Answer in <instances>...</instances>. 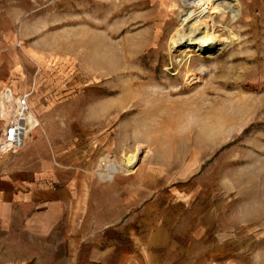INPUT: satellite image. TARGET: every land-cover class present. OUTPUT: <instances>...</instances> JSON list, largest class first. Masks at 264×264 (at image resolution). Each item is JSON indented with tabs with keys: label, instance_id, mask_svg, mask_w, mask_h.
<instances>
[{
	"label": "rangeland",
	"instance_id": "rangeland-1",
	"mask_svg": "<svg viewBox=\"0 0 264 264\" xmlns=\"http://www.w3.org/2000/svg\"><path fill=\"white\" fill-rule=\"evenodd\" d=\"M179 1L0 0V81L40 122L0 156L35 187L9 264H264V0L206 53L170 50Z\"/></svg>",
	"mask_w": 264,
	"mask_h": 264
},
{
	"label": "bare ground",
	"instance_id": "bare-ground-1",
	"mask_svg": "<svg viewBox=\"0 0 264 264\" xmlns=\"http://www.w3.org/2000/svg\"><path fill=\"white\" fill-rule=\"evenodd\" d=\"M180 8V17L170 37V50L174 53L189 51L206 53L221 45L234 43L239 39L230 24L239 21L244 14L241 0H180L174 7ZM178 11V10H177ZM220 17L221 20H218ZM227 31V35H223ZM6 96V112L0 116V156L8 152L10 144L5 138L11 124L20 123L18 144L23 147L29 139L31 129L40 124L28 102L27 112L19 107V97L13 90L0 81ZM28 94H26L27 96ZM132 154H123L120 159L105 153L102 160L104 169L96 171L101 180L114 179L117 175L131 174L136 170L137 162L149 153L147 145L139 143Z\"/></svg>",
	"mask_w": 264,
	"mask_h": 264
},
{
	"label": "crops",
	"instance_id": "crops-1",
	"mask_svg": "<svg viewBox=\"0 0 264 264\" xmlns=\"http://www.w3.org/2000/svg\"><path fill=\"white\" fill-rule=\"evenodd\" d=\"M32 180L27 173L7 171L0 165V264H9L8 233L16 232L25 222L21 211L24 200L30 202L31 189L35 190L31 187ZM17 219H20L18 224Z\"/></svg>",
	"mask_w": 264,
	"mask_h": 264
},
{
	"label": "built area",
	"instance_id": "built-area-1",
	"mask_svg": "<svg viewBox=\"0 0 264 264\" xmlns=\"http://www.w3.org/2000/svg\"><path fill=\"white\" fill-rule=\"evenodd\" d=\"M19 107L21 108L22 112H27L28 110V95H22L19 96ZM20 123H13L9 126L8 132L5 133V138L7 139V142L10 144L8 152L17 151L21 147H16V143L18 144L19 138H18V133L20 130Z\"/></svg>",
	"mask_w": 264,
	"mask_h": 264
}]
</instances>
